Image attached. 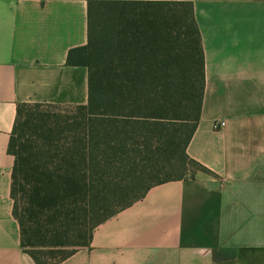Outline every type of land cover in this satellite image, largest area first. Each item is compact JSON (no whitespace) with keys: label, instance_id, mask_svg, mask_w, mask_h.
Masks as SVG:
<instances>
[{"label":"crops","instance_id":"1","mask_svg":"<svg viewBox=\"0 0 264 264\" xmlns=\"http://www.w3.org/2000/svg\"><path fill=\"white\" fill-rule=\"evenodd\" d=\"M88 1L0 0V264H35L10 212L15 105L86 101V67L65 60L86 42ZM190 7L203 90L185 152L212 173L151 185L56 264H264V0Z\"/></svg>","mask_w":264,"mask_h":264},{"label":"trees","instance_id":"2","mask_svg":"<svg viewBox=\"0 0 264 264\" xmlns=\"http://www.w3.org/2000/svg\"><path fill=\"white\" fill-rule=\"evenodd\" d=\"M134 1L141 0L121 3ZM175 1L183 7L164 15L156 33L132 20V29L113 28L103 20L106 0L98 1L96 22L88 1L86 42L65 60L86 67V101L68 104L62 116L52 103L15 105L6 145L10 212L19 247L35 264H56L88 246L99 222L151 185L212 173L185 152L201 104L203 59L190 0Z\"/></svg>","mask_w":264,"mask_h":264},{"label":"rangeland","instance_id":"3","mask_svg":"<svg viewBox=\"0 0 264 264\" xmlns=\"http://www.w3.org/2000/svg\"><path fill=\"white\" fill-rule=\"evenodd\" d=\"M164 2V3H161ZM162 5V6H161ZM101 11L105 12L107 16L103 17V20H110V24L114 28L115 26H127L130 27L131 24L135 22L137 24L142 23V21L150 19L151 23L148 27H151L149 30L157 27V24L164 21V15H167L169 12H179L181 3L175 0H150V1H134V3H104L100 5ZM121 8L123 14H118V9ZM113 14L111 17L110 14ZM94 21L98 20V9L95 8L94 12ZM104 16V15H103ZM119 28V27H118ZM67 105V106H66ZM68 104H57L52 103L50 105V110L62 116V112L67 110Z\"/></svg>","mask_w":264,"mask_h":264},{"label":"built area","instance_id":"4","mask_svg":"<svg viewBox=\"0 0 264 264\" xmlns=\"http://www.w3.org/2000/svg\"><path fill=\"white\" fill-rule=\"evenodd\" d=\"M224 123V121L222 119L219 118H215L214 120H212L211 125L212 127L216 128L221 126Z\"/></svg>","mask_w":264,"mask_h":264},{"label":"flooded vegetation","instance_id":"5","mask_svg":"<svg viewBox=\"0 0 264 264\" xmlns=\"http://www.w3.org/2000/svg\"><path fill=\"white\" fill-rule=\"evenodd\" d=\"M151 23L150 19L142 21V23L139 24L141 27H148V25Z\"/></svg>","mask_w":264,"mask_h":264}]
</instances>
